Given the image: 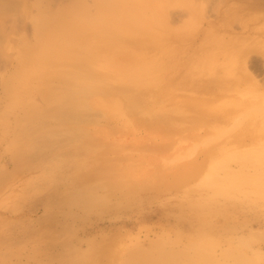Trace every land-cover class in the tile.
<instances>
[{"label": "rangeland", "instance_id": "rangeland-1", "mask_svg": "<svg viewBox=\"0 0 264 264\" xmlns=\"http://www.w3.org/2000/svg\"><path fill=\"white\" fill-rule=\"evenodd\" d=\"M19 1L0 31V264H70L92 242L91 264H214V255L264 264V103L249 92L240 112L234 89L232 101L199 95L226 76L236 82L241 61L264 79L251 58L264 52L249 32L256 14L241 0H85L62 40L96 58L95 83L51 98L37 76L40 90L27 92L13 74L33 70L20 58L51 46L37 43L39 23L74 0ZM101 15L104 26L85 32ZM14 22L18 32H6ZM235 123L176 161L191 141Z\"/></svg>", "mask_w": 264, "mask_h": 264}, {"label": "bare ground", "instance_id": "bare-ground-1", "mask_svg": "<svg viewBox=\"0 0 264 264\" xmlns=\"http://www.w3.org/2000/svg\"><path fill=\"white\" fill-rule=\"evenodd\" d=\"M21 3L23 4L24 1L20 2L19 0H0V31L1 32H5L3 27L6 22L7 13L10 11V9L13 8L15 10L18 9L19 11V8L21 7ZM84 3L85 0H74L71 3L62 5L60 6V8H58L57 14H55L51 20H43L42 23L44 24V26H38L37 32H43V33L40 35V40H38L37 43L43 44L42 41L48 38L51 46H49L47 50H45L42 54L40 53L39 56L36 55V60H35V55L33 56L23 55L22 58H20L21 64L30 63L37 65L32 66L33 70H25L24 74L22 73L13 74V78L18 81L17 87H20L21 83H23L24 81V83L26 84L22 88L25 89L27 92L30 91L37 92L38 90L41 89L46 93L47 96L51 98L52 97L59 98L63 96V94L65 93V89H67L70 86V84L75 86L80 85L81 88L83 89H90L88 85L95 83L96 76L89 74L94 70L96 64V58L94 56H89L85 59L84 57L81 58V55L70 54L71 37L70 39L62 40L63 37L67 35V32H73V28H71L70 24L65 23L66 20H64V18L77 17L79 11L87 12L88 8L86 7L85 9ZM31 9H32V5L30 6V9H27L29 13ZM99 19H100L99 23L92 24L87 28L85 32H93L96 29H91V28L93 27L98 28L104 26L105 20H107V16L101 15ZM107 26H111V24L108 23ZM19 29L20 28L17 27V23H15L11 26L10 31H6V32L15 33L18 32ZM21 29L22 30L25 29V24ZM49 32H53V33H49ZM53 53H57V54L54 55ZM2 56L4 57L5 60H8L12 55L10 56V54L6 51L5 48V50L2 51ZM35 76H37L40 89H38L37 83L34 80ZM20 80L23 81L20 82ZM240 124L241 123L238 124L235 123L234 126L229 128L226 127L218 132L209 135L206 138L199 137L198 140L191 141L189 143V146L185 148L186 150L182 153L181 156L177 158L176 161L191 158L200 149L206 148L209 144L214 143L217 140H220L225 136L233 133L236 130L237 126H239ZM96 251L99 252L100 250L98 249L97 244H94V242H92L90 249L80 253L81 256L79 253H77L76 255H79V259L77 261H73V259H70L71 261L70 264H91L89 262H91V260L95 258V257L92 258L91 256H95ZM74 253H76V251ZM208 257L210 258V256ZM172 258L167 260L166 259L162 260V258L154 259L147 257L139 261V264H193V262H195L193 257L183 258V260H180L179 258L178 259L177 258L172 259ZM210 262L214 264H222V258L218 257L217 255H214L211 257ZM92 264H99V263L94 261Z\"/></svg>", "mask_w": 264, "mask_h": 264}, {"label": "crops", "instance_id": "crops-1", "mask_svg": "<svg viewBox=\"0 0 264 264\" xmlns=\"http://www.w3.org/2000/svg\"><path fill=\"white\" fill-rule=\"evenodd\" d=\"M243 3H245V9L249 12L248 14H256L257 20L255 22V24L250 25V33H252L253 35H256L259 38L264 39V0H241ZM34 7H37L38 13L40 12L41 9V3L35 2L34 3ZM58 10V9H57ZM40 14V13H39ZM57 14V13H55ZM54 14V15H55ZM74 18V17H73ZM62 19V18H61ZM72 18H64V20H68L71 21ZM43 20V19H42ZM39 21V19H38ZM39 23V22H38ZM68 23V22H67ZM39 26H41V22L39 23ZM71 28H76L75 25H71ZM251 58H256V59H260L262 64L264 65V52L257 50L256 52H253L251 55ZM239 71L237 73L236 76V82H233L231 77L226 76L224 78V81L222 83V85H216V84H211L208 85V87L206 89L203 90L200 89L199 91V95L200 96H207L208 98L214 95H218L219 93L222 92V95L225 93V100L230 99L231 101L232 99V95H233V89L235 90V93L239 98V103L241 104V108L240 112L243 111V107H247L248 106V93L251 92H255L258 94V96H260L258 99L261 101L259 103L263 104L264 103V79L261 78L260 79V75L256 73V79H253L250 74L246 71L245 69V62L241 61L239 67H238ZM247 75V78H246ZM255 85V89H252V87H250V85ZM220 84V83H219ZM230 97V98H228ZM257 99V100H258ZM239 112V116L240 113ZM245 112V110H244ZM244 116V115H243ZM209 126V125H208ZM206 127L205 124H199L198 126H195V128L198 130L199 128H203ZM216 166L211 164L210 167V172L208 174V176L214 172ZM109 264V263H108Z\"/></svg>", "mask_w": 264, "mask_h": 264}]
</instances>
